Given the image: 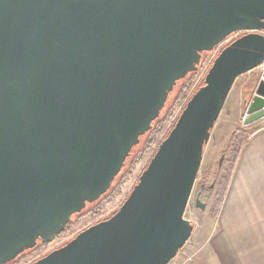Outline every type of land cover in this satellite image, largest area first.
Here are the masks:
<instances>
[{"label": "water", "instance_id": "1", "mask_svg": "<svg viewBox=\"0 0 264 264\" xmlns=\"http://www.w3.org/2000/svg\"><path fill=\"white\" fill-rule=\"evenodd\" d=\"M239 30L120 209L32 264L177 256L211 131L237 78L264 61V0H0V264L100 199L177 82ZM263 116L261 79L245 123ZM195 205L207 207L200 194Z\"/></svg>", "mask_w": 264, "mask_h": 264}, {"label": "rangeland", "instance_id": "2", "mask_svg": "<svg viewBox=\"0 0 264 264\" xmlns=\"http://www.w3.org/2000/svg\"><path fill=\"white\" fill-rule=\"evenodd\" d=\"M217 55L218 52L214 50L204 52L201 61L203 63L199 72L195 75L189 73L185 78L177 82L174 89L169 94L167 103L160 114L159 120L164 121L166 114L174 107L171 117L165 121L154 143L148 148L144 155H141L131 175L123 181L122 178L124 177L126 169H128V166L135 158L140 156V152L147 142L148 135L142 137L140 142L132 149L126 169L123 170L120 177L114 183V186H118L123 181L115 196L112 199H106L102 202L95 201L93 203H88L82 212L74 215V224L69 230L58 236L50 244H46L41 248H39L41 242H38L33 249L23 252L21 256L24 258L19 263H17V260L20 258L16 259L13 264H32L51 251L65 245L82 230L110 218L120 209L133 187L138 183L140 175L147 168L159 144L175 126L187 102L197 91V88L199 89L201 82L204 81L213 63V59H215ZM257 82L258 72L257 70H251L239 76L233 85L223 110L211 131L210 140L205 146L201 167L185 211L184 217L195 225L194 232L183 248L179 250L177 256L169 264H212L215 260L212 258L211 252L209 251V237L211 235V230L215 227L220 208L217 214H215L216 208L214 205L216 199L220 197L222 176L226 175V170L228 168V161L230 159L228 148L233 134L238 130H244L252 134L255 129L259 128L256 127L257 123H245L247 108L254 95ZM186 83H190V87L185 97L177 102ZM159 120H157V122ZM202 184H204L206 188L201 198L202 201L207 203V207L204 210L197 208L195 205L196 194L197 191L201 189ZM211 185H214L213 188H209ZM100 202L101 208L99 212L91 214L90 212L98 208Z\"/></svg>", "mask_w": 264, "mask_h": 264}, {"label": "crops", "instance_id": "3", "mask_svg": "<svg viewBox=\"0 0 264 264\" xmlns=\"http://www.w3.org/2000/svg\"><path fill=\"white\" fill-rule=\"evenodd\" d=\"M254 123L211 230L212 264H264V120Z\"/></svg>", "mask_w": 264, "mask_h": 264}, {"label": "trees", "instance_id": "4", "mask_svg": "<svg viewBox=\"0 0 264 264\" xmlns=\"http://www.w3.org/2000/svg\"><path fill=\"white\" fill-rule=\"evenodd\" d=\"M203 53H204V52H203ZM202 63H203V62H201L200 66H199V69H198L197 72H192L193 75H195V74H197V73L199 72V70H200L201 67H202ZM179 81H180V80H179ZM203 84H204V81L201 82L200 87H201ZM189 87H190V83H186L185 86H184V88H183L182 91H181V94H180V96H179L177 102L181 101V99L185 97L186 92H187V90L189 89ZM197 89H198V88H197ZM173 110H174V107L171 108V109L169 110V112L166 114V118L164 119V121L159 120V117H160V116H159L155 121L152 122V127H151V129H150L146 134H144L143 136L140 137V140H141L142 137L148 135V136H147V137H148L147 142H146L144 148L142 149V151L140 152V156L137 157V158H135V159L131 162V164L128 166V169H126L127 161H128V159H129V157H130V155H131L132 152L130 153L129 157L127 158V160H126V162H125V164H124V166H123V168H122V170H121L120 173L117 175V177L114 179L111 188H110V189H109L104 195H102L101 198L98 199L97 201H101V202H102V201H104V200H106V199H112V198L115 196V194L117 193V191H119V188H120V185L122 184V182H123L128 176L131 175L132 170H133V168L135 167V164L138 162V160H139V158L141 157V155H144L145 152L148 150V148L154 143L156 136L160 133V131H161V129H162V127H163L165 121H167V120L171 117ZM161 112H162V111H161ZM157 120H159V121L157 122ZM155 122H157V123H155ZM250 135H251V133H249V132H245L244 130H238V131H236V132L233 134V136H232V138H231V140H230V145H229V148H228V151H229V153H230V159H229V161H228V168H227V170H226V175H225V176H222V180H221V194H219L220 197L216 199V202H215V205H214V207L216 208V213H215V214H217L218 209L221 207V204H222L223 198H224V196H225L226 190H227V188H228L229 181H230V178H231V176H232V173H233L234 167H235V165H236V163H237V160H238L239 155H240V153H241V151H242V148H243V146L245 145V143L247 142V140H248V138L250 137ZM134 147H135V146H134ZM134 147H133V149H134ZM124 169H126V171H125V173H124V177L122 178L123 181H122L118 186H114L115 181L120 177V175H121V173L123 172ZM104 196H106V197H104ZM103 197H104V198H103ZM97 201H96V202H97ZM101 202H100V204H98V208L93 209V210L90 212L91 214H96L97 212H99V210H100V208H101V207H100V206H101ZM74 215H75V214H74ZM74 215L72 216V221L68 224L66 230H65L62 234H64L67 230H69V229L72 227V225L74 224V222H73V217H74ZM62 234H61V235H62ZM59 236H60V235H59ZM45 245H46V244L41 243V246H40L39 248H41L42 246H45ZM21 255H22V254H20V255L16 258V259L20 258L19 260H17V263H19V262L24 258V257L21 256ZM14 261H15V260H13L12 264L14 263Z\"/></svg>", "mask_w": 264, "mask_h": 264}, {"label": "built area", "instance_id": "5", "mask_svg": "<svg viewBox=\"0 0 264 264\" xmlns=\"http://www.w3.org/2000/svg\"><path fill=\"white\" fill-rule=\"evenodd\" d=\"M255 31H257V32H259V33H261V34L264 35V30H255ZM248 32L249 31H246V30H239V31L233 32L224 41H222L219 45H217L214 48V51H217L218 54H219L221 52V50L225 46H227L228 44H230L231 42H233L235 39H237L238 37H240V36H242V35H244V34H246ZM213 61H214V59H213ZM253 70H257V72H258V82H257V84H258L261 79H264V61L259 66H257L255 69H253ZM258 120H264V116L261 117Z\"/></svg>", "mask_w": 264, "mask_h": 264}, {"label": "flooded vegetation", "instance_id": "6", "mask_svg": "<svg viewBox=\"0 0 264 264\" xmlns=\"http://www.w3.org/2000/svg\"><path fill=\"white\" fill-rule=\"evenodd\" d=\"M209 188H213V187H209ZM205 185L204 184H202L201 185V189L200 190H198L197 191V194H196V197H197V195L198 194H200V197L202 198V194L204 193V191H205ZM33 249V248H32ZM28 250H30V249H28ZM27 251V250H26ZM25 252V251H24ZM23 254V253H22ZM14 260H16V259H14ZM13 261H11V262H9V263H7V264H11Z\"/></svg>", "mask_w": 264, "mask_h": 264}]
</instances>
